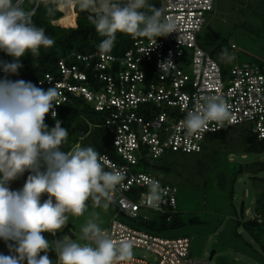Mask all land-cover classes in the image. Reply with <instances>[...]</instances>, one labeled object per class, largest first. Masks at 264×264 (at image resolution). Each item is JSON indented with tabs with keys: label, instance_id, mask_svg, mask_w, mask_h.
<instances>
[{
	"label": "clouds",
	"instance_id": "9594fccd",
	"mask_svg": "<svg viewBox=\"0 0 264 264\" xmlns=\"http://www.w3.org/2000/svg\"><path fill=\"white\" fill-rule=\"evenodd\" d=\"M47 14L54 15L72 0H43ZM98 36L101 55L111 53L116 34L133 39L165 37L175 31V22L151 0H76ZM35 9L25 10L19 0H0V52L11 57L0 60V240L9 254L0 253V264H54L48 257L56 253L55 264H118L132 255L130 240H116L105 234L99 213H93L81 227L83 243L60 238L46 239L68 221L69 214L81 216L87 201L107 210L113 193L124 180L118 170H105V157L91 145L65 151L68 129L56 119L58 89L38 87L31 81L12 80L23 66L21 57L40 55V49L54 45L43 27L32 20ZM227 50L221 55L227 56ZM174 65L160 63V70ZM51 111L55 124L45 123ZM231 119L230 106L218 95L203 97V104L188 110L182 125L187 135L203 132L211 122ZM28 172L22 188L13 190L9 182ZM148 187L146 205L158 209L164 189L158 180L145 178ZM47 198L41 200L42 194ZM43 253V255H41Z\"/></svg>",
	"mask_w": 264,
	"mask_h": 264
},
{
	"label": "built area",
	"instance_id": "2783aa9c",
	"mask_svg": "<svg viewBox=\"0 0 264 264\" xmlns=\"http://www.w3.org/2000/svg\"><path fill=\"white\" fill-rule=\"evenodd\" d=\"M25 0H19L20 6ZM215 0H161L165 18L175 22V31L165 37L137 40L121 56L100 52H73L61 58L55 72L31 80L38 87L54 86L60 96L54 110L81 98L106 115L104 126L113 139L117 159L105 157L107 170H118L124 180L113 193L116 215L105 234L130 240L133 247L153 255V264H215L192 254L189 237L152 235L118 219L120 215L148 220V212L165 215L170 222L178 213V188L158 177L136 172L144 159L159 160L166 153L202 154L208 134L242 124L251 126L257 140H264V71L257 63H239L235 55L229 69L204 50L203 34ZM237 51V46L231 44ZM170 60L173 67L160 70ZM0 74H4L0 71ZM218 94L230 106L231 119L211 122L203 131L186 134L182 121L188 110L203 104V97ZM51 111L46 114L53 119ZM45 116V117H46ZM158 180L164 189L158 209L145 203V178ZM118 264H150L130 257Z\"/></svg>",
	"mask_w": 264,
	"mask_h": 264
},
{
	"label": "rangeland",
	"instance_id": "374dc122",
	"mask_svg": "<svg viewBox=\"0 0 264 264\" xmlns=\"http://www.w3.org/2000/svg\"><path fill=\"white\" fill-rule=\"evenodd\" d=\"M76 4V0H72L70 5ZM263 13L264 0H215L214 10L209 15L202 34L203 43L211 51L221 45V48L216 50L219 54L227 50V56H223L227 69L232 63L231 55H235L237 57L235 61L239 63H264ZM216 34L219 37H216ZM231 44L237 46V51L231 49ZM226 132V141L213 140L206 143L204 152L200 155L177 153L174 156L167 154L161 158L164 163L172 164V169L160 175L159 179L178 188L177 211L186 221V225L169 228L161 235L168 238H191L193 256L209 259L215 252L213 256L215 264H264V245L252 240L243 228L235 227L232 208L233 204L237 211L236 218L241 223L259 218L255 206L259 202L262 186L252 183L251 172H255V167L262 168L264 154H254L251 144L247 143L246 137L252 133L249 124L235 126ZM247 164H251V167L247 168ZM219 172L228 173L229 179L239 176L232 201L228 186L221 188L217 184ZM28 175L29 173L25 172L10 181L9 187L13 190L22 188ZM260 176L263 177L264 174ZM46 198L47 194H42L41 200ZM86 203L84 214L79 217L69 214L68 221L58 231L71 226L72 236L65 237L68 240L84 242L80 239L81 227L93 213H99L102 229L109 226L117 213L113 204H110L107 210H103L93 207L91 201ZM242 203L246 208L244 216L239 214ZM150 214L151 212H148L147 215ZM195 217L199 222L189 224V220ZM118 219L137 229L144 223L125 215H120ZM42 235L51 241L57 240L55 233L53 236L47 232ZM261 240L264 244V238ZM132 252L131 257L153 264V255L150 252L136 247H133ZM0 253L9 254V249L2 240ZM48 257L55 264L56 253L51 249L48 251Z\"/></svg>",
	"mask_w": 264,
	"mask_h": 264
},
{
	"label": "trees",
	"instance_id": "16d2710c",
	"mask_svg": "<svg viewBox=\"0 0 264 264\" xmlns=\"http://www.w3.org/2000/svg\"><path fill=\"white\" fill-rule=\"evenodd\" d=\"M151 3L157 8L162 9L161 0H151ZM22 7L25 10L35 9V13L32 16L34 24L45 29L46 34L54 39V45L48 49L41 48L38 57L32 58L31 55L21 57L20 59L23 66L18 70V75H9V79H23L26 81L37 80L44 76L45 73L55 72L58 61L68 54L73 52L82 54L99 52L97 45L102 37L98 36L93 25L87 19L88 13L81 11L77 4L74 7V12L72 11L73 5H69L62 9L64 15L61 10L56 11L54 15L47 14L43 0H25ZM54 21H56L55 23L58 25L53 24ZM203 39V35H200L199 43L201 47L209 52L223 69H227L225 58L217 53L218 49L221 48V45H218L215 50L211 51L210 48L203 43ZM137 40L149 39L144 37L133 39L128 34L118 32L116 34L115 46L109 54L121 56ZM10 59L11 57L0 52V60ZM257 64L260 65L264 71V63L260 62ZM4 75L5 74H0V77H3ZM56 119H59L62 122L61 126L66 127L69 132L67 143L62 145L63 150L70 152L75 147L91 145L101 155L104 154L112 159H117V153L113 146V139L104 126L106 115L95 111L93 106L85 100L76 98L72 103L62 105L59 108ZM45 123L49 127H52L55 124V119L46 116ZM213 140L221 142L226 141L227 132L222 131L208 134L206 136L205 144ZM246 141L251 144L253 149L252 152L254 154H264V140H257V138L251 133V135L246 137ZM167 154L174 156L177 153L168 152L165 155ZM250 167L251 164H247V168ZM171 169L172 164H169V162L164 163L161 159L156 160L155 162L144 159L134 170L136 172L151 174L159 178L160 175L169 172ZM105 170H107L106 167ZM254 171L255 172L250 171L251 174H253L251 178L253 181L252 183H254V185L260 184L262 186L261 196L259 195V202L255 206L259 218L242 223L239 222L236 218L237 211L232 204L235 215L233 221L237 229L243 228L252 240L256 241L259 245H264L261 240L264 238V176H260V174H264V165L259 169L255 167ZM238 178L239 176H235V178L229 179L228 173H218L217 184L221 188L228 186V189L230 190V201L233 199L235 188L239 180ZM245 210V205L242 203L239 214L244 216ZM137 220L144 222L139 225L140 230L158 236H162L161 234L167 232L169 228H178L186 225V221L181 213L174 214L173 219L170 222L166 221L165 215L154 212H151L148 220H143V218ZM198 222L199 220L197 217L189 220V224H196ZM70 230L71 226H66L62 231L56 232L55 236L57 240L65 238L68 235L72 236ZM51 236H53V234H51Z\"/></svg>",
	"mask_w": 264,
	"mask_h": 264
},
{
	"label": "crops",
	"instance_id": "0c3cea01",
	"mask_svg": "<svg viewBox=\"0 0 264 264\" xmlns=\"http://www.w3.org/2000/svg\"><path fill=\"white\" fill-rule=\"evenodd\" d=\"M74 7H75V6H73V10H72L73 12H74ZM61 11L64 13L63 10H61ZM71 15H72V13H71ZM71 15H70V16H71ZM55 22H56V21H54L53 24H55ZM75 26H76V24H75ZM73 28H74V27H73ZM216 37H219V36L216 34ZM215 39L219 40L218 38H215ZM217 43H218V42H217ZM218 44H219V43H218Z\"/></svg>",
	"mask_w": 264,
	"mask_h": 264
},
{
	"label": "water",
	"instance_id": "95a60500",
	"mask_svg": "<svg viewBox=\"0 0 264 264\" xmlns=\"http://www.w3.org/2000/svg\"><path fill=\"white\" fill-rule=\"evenodd\" d=\"M214 253H215V252H213V253L210 255L209 260H213Z\"/></svg>",
	"mask_w": 264,
	"mask_h": 264
},
{
	"label": "bare ground",
	"instance_id": "6f19581e",
	"mask_svg": "<svg viewBox=\"0 0 264 264\" xmlns=\"http://www.w3.org/2000/svg\"><path fill=\"white\" fill-rule=\"evenodd\" d=\"M72 4V3H71Z\"/></svg>",
	"mask_w": 264,
	"mask_h": 264
}]
</instances>
